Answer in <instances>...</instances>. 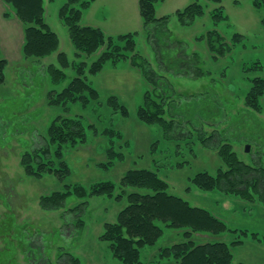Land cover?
Instances as JSON below:
<instances>
[{
	"label": "rangeland",
	"instance_id": "1",
	"mask_svg": "<svg viewBox=\"0 0 264 264\" xmlns=\"http://www.w3.org/2000/svg\"><path fill=\"white\" fill-rule=\"evenodd\" d=\"M252 1L222 0L217 4L202 0L203 16L187 27L180 26L172 17L169 33L166 36L157 34L155 44L148 42L146 34L141 33L138 0H95L83 13L81 23L101 28L108 36L138 32L136 52L150 60L153 68L160 52L163 57L159 63L163 66L181 53H197L200 67L209 72L203 78L177 75L175 69L163 73L174 89L176 103L184 108L189 97L214 98L217 110L207 112V117L196 123L193 121L192 129L206 137L221 133L239 160L264 168V93L258 98L259 111L247 107L245 101L250 80L264 79V26L260 23L261 12L254 8ZM43 2L45 21L59 38L58 51L65 53L69 62L91 65L99 53L78 56L65 25L58 18L65 0ZM191 2L165 0L157 3L155 16L173 15ZM2 3L0 59H4L7 66L5 82L0 84V264H64L65 254L79 258L82 264H121L112 256L108 243L100 241L99 236L104 225L114 223L127 205L125 195L119 200L97 196L81 200L70 196L64 207L56 211L42 210L39 200L42 196L63 191L64 186L88 188L105 181L114 182L118 194L121 177L131 169L156 171L168 184L169 194L209 211L228 227L221 235L193 233L191 239L194 242L230 244L238 240L242 243L231 246L232 264H264V246L257 241L264 235V208L257 202L248 203L217 191H202L190 182L198 173L215 176L218 169L224 167L218 151L211 148L216 141L207 142L205 147L199 141V132L190 131V127L184 125L186 129L181 128L178 139L168 141L162 138L157 127L140 123L136 109L149 85L141 71L132 67L128 60L108 64L95 75L86 74L87 83L98 93V99L91 98L86 107L80 103L51 106L49 96L61 92L74 78L75 71L72 67L64 69L65 80L54 84L45 68L49 64L59 67L57 53L42 60L24 59L21 50L24 26L17 22L12 9ZM218 7L222 8L227 20L215 23L212 15ZM211 30L219 33L231 52L219 57L209 50L206 34ZM237 33L242 40L235 43L232 38ZM163 45L168 46L166 55ZM111 96L117 97L127 108V117L113 112L114 108L108 104ZM191 114L198 119L196 111ZM191 114L187 117L193 119ZM75 116L97 127L99 135L87 130L86 142L64 148L68 173L56 176L44 173L39 178L26 175L21 164L23 156L44 149L48 141L47 130L57 118ZM107 128L120 135L116 149L121 147V156L105 168L101 165L109 161L105 154L109 141L100 134ZM189 131L190 136L185 133ZM247 146L248 152L245 151ZM128 191L133 192V189ZM82 202H86L83 211H69ZM79 220L84 222L82 230L77 226ZM183 241V231L164 229V235L154 247L141 250V260L144 264H174L173 260L161 258L160 250Z\"/></svg>",
	"mask_w": 264,
	"mask_h": 264
},
{
	"label": "trees",
	"instance_id": "2",
	"mask_svg": "<svg viewBox=\"0 0 264 264\" xmlns=\"http://www.w3.org/2000/svg\"><path fill=\"white\" fill-rule=\"evenodd\" d=\"M1 1L12 9L13 16L24 26L21 48L24 59L42 60L57 53L59 67L49 64L45 68L54 84L65 80L64 69L72 67L75 71L74 78L61 92L55 93L53 97L49 96L51 106L66 107L68 103H80L86 107L91 98L98 99L97 91L86 81V74L95 75L108 64L114 65L121 60H128L132 67L141 71L145 82L149 85L136 109V118L143 125L157 127L164 140L178 139L177 135L183 125L190 127V131L197 130L192 129L191 123L193 121L196 123V121L207 117V112L217 110L214 98H209V96L205 98L202 95L189 97L185 107L182 108L174 99L176 94L172 85L163 76V73L167 74L173 69L177 70L175 74L181 73L191 76L193 79L208 75L209 72L200 67V57L197 53L183 55L181 51L180 55L173 57L171 62L169 60L170 63L163 66L159 63L163 57L161 55L163 52H160L156 56L153 68L150 60L136 52L138 32L108 36L100 28L81 23L83 13L90 8L95 0H65L58 11V18L65 25L69 40L79 53L78 56L99 53L97 59L89 66L85 62L80 64L69 62L66 54L58 51L59 38L45 21L43 0ZM163 1L165 0H138V9L142 20L141 33L146 34L148 42L152 44L157 42V34L163 33L166 36L169 33L168 25L172 17L180 26L187 27L192 26L195 20L204 14L202 0H192L184 9L176 11L173 15L156 18L155 6ZM204 1L217 4L222 2V0ZM252 3L254 8L261 12L260 23L264 26V0H253ZM4 16H8L7 13H4ZM212 17L215 23L227 20V17L223 16L221 7L214 10ZM206 38L209 50L215 55L222 57L231 52L229 46L215 30L207 32ZM232 39L237 43L242 40V36L238 33L233 34ZM163 47L166 55L168 46L163 45ZM6 66L7 62L0 59V84L5 82ZM250 82L251 87L245 98L246 106L259 111L258 98L264 93V79L254 78ZM108 104L114 108V113L118 111L123 117H127V108L120 103L117 97L111 96L108 99ZM221 107L222 102L219 97V109ZM192 111H196L198 119L191 114ZM173 114L182 116L176 117ZM188 114H191L193 119L187 117ZM183 122L185 123L183 124ZM87 130H93L99 135L97 127L86 124L80 117L57 118L47 130L48 141L44 149L40 153L34 151L23 156L21 164L24 166L26 175L39 178L44 173L55 176L68 173V167L63 158L64 148L86 142ZM190 131L185 133L190 136ZM199 134V141L205 147L207 142L216 141L214 143L216 145L211 148L218 151V156L224 167L219 168L215 176L207 173L196 174L191 179V184L205 192L217 191L225 196L238 197L248 203L257 202L264 208V168L253 167L239 160L232 146L226 143L221 133H214L208 137L200 132ZM185 135L182 134V136ZM100 136L109 141V147L105 152L109 161L101 165L107 168L120 159L119 148L121 147L117 149L116 147L118 139L121 138L111 128L102 130ZM218 140L219 142H217ZM118 184L121 190L118 194H116V184L111 181L98 182L88 188L82 185L64 186L63 191H56L40 197L39 204L42 210L56 211L64 207L65 201L70 196L81 200L95 196L119 200L125 195L127 205L118 213L114 223L104 225V231L99 236L100 241L108 243L112 256L121 264H144L141 260V250L146 247H154L164 235V229L183 231L185 241L161 248L159 254L161 258L173 260L174 264H232L234 257L231 246L239 245L242 242L238 240L230 244L225 242L198 244L194 242L191 239L193 233L221 235L228 231V227L209 211L193 207L182 198L169 194L168 184L158 176L156 171L149 169L128 170ZM130 188L133 189V192L128 191ZM85 205L86 202H82L69 211H83ZM77 226L82 230L84 222L79 220ZM257 241L264 246V235ZM65 255L66 263L64 264H82L79 258L71 254Z\"/></svg>",
	"mask_w": 264,
	"mask_h": 264
},
{
	"label": "crops",
	"instance_id": "3",
	"mask_svg": "<svg viewBox=\"0 0 264 264\" xmlns=\"http://www.w3.org/2000/svg\"><path fill=\"white\" fill-rule=\"evenodd\" d=\"M2 1L0 0V6H1ZM3 4V3H2ZM2 7V6H1ZM2 15H4V13H2ZM84 17V16H83ZM16 19V18H15ZM17 20V19H16ZM17 22L19 23V21L17 20ZM84 25L90 26L88 23H84ZM101 29V28H100ZM102 30V29H101ZM103 31V30H102ZM104 32V31H103ZM23 33V30H22Z\"/></svg>",
	"mask_w": 264,
	"mask_h": 264
},
{
	"label": "water",
	"instance_id": "4",
	"mask_svg": "<svg viewBox=\"0 0 264 264\" xmlns=\"http://www.w3.org/2000/svg\"><path fill=\"white\" fill-rule=\"evenodd\" d=\"M245 151H246V152H248V151H249V147H248V146L246 147Z\"/></svg>",
	"mask_w": 264,
	"mask_h": 264
}]
</instances>
